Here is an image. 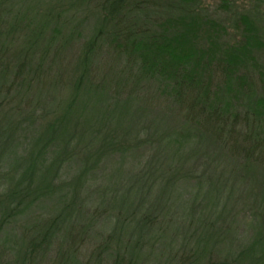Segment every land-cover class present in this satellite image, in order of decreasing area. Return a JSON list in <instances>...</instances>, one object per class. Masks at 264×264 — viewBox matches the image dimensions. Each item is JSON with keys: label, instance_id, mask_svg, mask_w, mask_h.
<instances>
[{"label": "trees", "instance_id": "obj_1", "mask_svg": "<svg viewBox=\"0 0 264 264\" xmlns=\"http://www.w3.org/2000/svg\"><path fill=\"white\" fill-rule=\"evenodd\" d=\"M50 6L0 0V264L51 251L50 264H264V216L242 234L222 224L237 187L187 168L215 142L241 158L239 185L261 180L264 206V20L239 14L231 42L199 0ZM149 91L179 122L156 131L169 166L136 179L126 164L139 165ZM216 182L228 196L211 203ZM9 233L24 242L9 246Z\"/></svg>", "mask_w": 264, "mask_h": 264}, {"label": "rangeland", "instance_id": "obj_2", "mask_svg": "<svg viewBox=\"0 0 264 264\" xmlns=\"http://www.w3.org/2000/svg\"><path fill=\"white\" fill-rule=\"evenodd\" d=\"M24 5H33L37 6L41 12H46L51 6V3L55 0H21ZM67 2V0H65ZM200 1V10H205L209 15L215 17L222 23L226 25L228 35L227 38L231 42L235 41L236 38L239 37L237 24L235 23L236 17L239 14L244 13L255 17L257 20H264V0H228L229 9L223 8L224 0H199ZM90 31L86 29L82 31V34L78 35V41L84 43L88 38ZM81 44H76V46H80ZM113 50L110 46H103L101 57L106 60L108 57H112ZM260 59L264 62V52L260 55ZM100 57V56H99ZM100 57V58H101ZM101 59V60H102ZM219 67L215 70L216 77L221 75V71H219ZM144 87V91H145ZM150 98L144 105H140L139 112L137 111L136 120L134 123L138 124L137 128L140 129L142 136L140 137L141 143L139 144L141 149L139 150V165L138 168L133 167L132 158L128 159V163L126 164V170L132 175L133 178H138L142 174V170L148 164L155 163V166H159L164 164L165 166H169L165 160V153H163L161 141L159 135L156 134L158 127H160L161 131L168 130L171 127H176L178 124L179 116L167 113L165 114V104L166 100L164 97H157L154 99V96L149 91L148 94ZM152 96V97H151ZM101 106V105H100ZM137 107V106H136ZM137 107V108H138ZM144 109V110H143ZM160 131V130H159ZM160 132H158L159 134ZM199 155L193 158L190 161L189 166L187 167L189 170H192L195 173V178L200 176H206L207 178H211L215 175L216 178H220L221 180H229L227 185L237 187L234 198L225 201V209L226 214H224L223 218L220 219L222 224H230L232 221L237 224V228L235 231L239 234H242V230L244 228V221L247 222L248 218L253 214V212L258 211L262 216H264V206H259L260 203L257 201V197L261 192V180L255 181L253 184L247 181H242L239 185L240 180H242V170L238 164H240V157L233 156L226 151H224L219 145L215 142L209 140L207 141L205 147L199 148ZM135 168L134 170H131ZM140 172V174H138ZM100 175V174H98ZM99 181H102L100 179ZM98 181V182H99ZM101 183V182H100ZM250 183V184H249ZM219 184L216 182L214 184L209 193V199L211 203H215L218 199H225L228 196V186L218 187ZM250 186V187H249ZM42 211V210H41ZM46 210L42 211L45 212ZM41 213V212H40ZM195 213H199L196 211ZM99 218H97L98 221ZM20 224L24 225L27 220L23 217L20 220ZM239 224V225H238ZM18 233H21V227H17ZM17 234L9 233L5 239L9 240V246H16ZM19 243H23L24 240H18ZM189 254V253H188ZM55 252L51 251L47 257L43 260V264H50V259L54 257ZM189 260L174 263V264H189L187 262ZM92 264V263H91Z\"/></svg>", "mask_w": 264, "mask_h": 264}]
</instances>
